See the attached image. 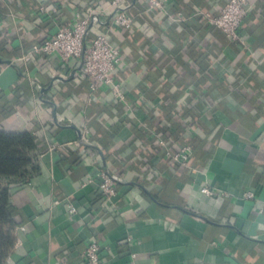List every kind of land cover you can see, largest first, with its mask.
I'll use <instances>...</instances> for the list:
<instances>
[{
	"label": "crops",
	"instance_id": "crops-1",
	"mask_svg": "<svg viewBox=\"0 0 264 264\" xmlns=\"http://www.w3.org/2000/svg\"><path fill=\"white\" fill-rule=\"evenodd\" d=\"M226 2L170 0L149 23L132 0L125 30L111 0H0V130L28 131L39 166L9 184L15 243L4 264H86L91 240L101 264H264V0H247L244 47L202 15ZM89 11L87 41L107 34L121 55L124 101L90 93L75 59H20ZM159 139L170 153L190 145L188 164L160 158ZM103 170L122 180L107 201ZM204 184L221 194L202 195Z\"/></svg>",
	"mask_w": 264,
	"mask_h": 264
},
{
	"label": "built area",
	"instance_id": "built-area-1",
	"mask_svg": "<svg viewBox=\"0 0 264 264\" xmlns=\"http://www.w3.org/2000/svg\"><path fill=\"white\" fill-rule=\"evenodd\" d=\"M132 0H111L114 7L112 22L118 29L129 30L132 28L133 21L127 13V4ZM170 0H143L144 12L147 13L151 9L165 10V6ZM247 0H227L224 6L217 14L211 15L202 13L205 22L209 26L220 29L226 37L235 42L238 47L246 45V39L239 33L240 27L244 22L247 14ZM195 14H201L195 11ZM185 15L178 12L175 19L185 20ZM94 11H89L85 17L79 18L76 23L70 22L61 25L58 30L48 38L43 39L31 46L29 51L21 56V60L26 63L39 55L54 56L60 62H68L75 59L77 65V77L82 79L90 93L96 92L98 89H107L111 92L115 101L120 102L125 99V92L121 85L115 81L113 72L121 61V55L118 48L113 44L109 35L100 33L94 35L90 41H87L89 35V25L91 21H97ZM56 78V77H53ZM65 80V76L58 77ZM41 99H44L43 97ZM131 107L127 106V110L131 111ZM118 119V117H115ZM79 139L86 145H92L83 134L79 133ZM157 146L163 150V154L159 157L170 156L174 163L180 166H186L192 154V148L188 144L181 145L178 150L170 153L163 139H159ZM101 181L98 184L100 194L105 200H110L115 192V183L122 181L118 177L109 174L108 171L100 172ZM200 193L206 197H214L221 194L208 184L200 187ZM243 198L253 200L255 193L253 190H246ZM58 204L59 201L57 200ZM68 212L74 214L76 208L73 204L68 203ZM101 246L96 240H91L83 253V259L86 264H101L102 257L100 255Z\"/></svg>",
	"mask_w": 264,
	"mask_h": 264
},
{
	"label": "trees",
	"instance_id": "trees-1",
	"mask_svg": "<svg viewBox=\"0 0 264 264\" xmlns=\"http://www.w3.org/2000/svg\"><path fill=\"white\" fill-rule=\"evenodd\" d=\"M143 10L144 8L140 13L141 16L152 23ZM175 126L178 127L176 124ZM37 151V141L28 131L0 130V180L8 181L6 186L0 187V264L5 263L15 243L16 222L12 216L9 184L13 183L17 186L39 172L36 163Z\"/></svg>",
	"mask_w": 264,
	"mask_h": 264
}]
</instances>
